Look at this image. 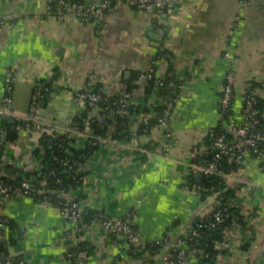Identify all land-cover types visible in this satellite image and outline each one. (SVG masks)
Returning <instances> with one entry per match:
<instances>
[{"label": "crops", "instance_id": "crops-1", "mask_svg": "<svg viewBox=\"0 0 264 264\" xmlns=\"http://www.w3.org/2000/svg\"><path fill=\"white\" fill-rule=\"evenodd\" d=\"M165 52L171 60L158 56ZM150 68L160 76L172 70L184 84L169 122L170 150L165 152L168 139L162 126H148L138 133L139 120L133 119L135 136L99 145L79 165L82 183L64 197L77 201L81 210H99L110 218L133 212L134 231L146 242H161L158 256L162 257L165 243L187 235L194 221L217 202L200 207L206 199L201 200L192 157L204 150L208 131L220 121L218 102L226 73L232 71L234 77L235 122L242 121V99L249 82L255 83L264 105V0H172L158 18L124 0L102 15L89 16L66 7L51 13L47 0H0V104L9 75L21 82L13 87L18 102L28 99V84L49 85L37 116L68 127L77 150L86 147L90 132L88 127H69L85 109L74 91L88 74L95 73L109 95L135 80L138 87L132 102L141 104L138 78ZM14 112L13 119L25 114L19 108ZM100 114L96 107L87 111L90 117ZM17 133V139L6 143L0 163L2 168L30 171L29 165L36 164L32 152L40 132L23 128ZM2 172L14 176L11 168ZM238 175L237 201L245 227L231 236L235 243L231 255L217 264H264V154H249ZM7 219L18 225L13 235L19 236L18 246L9 239L3 223ZM0 223V264H68L65 233L73 224L56 206L19 192L0 195ZM81 232L84 240L95 245L85 264H132L119 257L120 239L98 224L84 225Z\"/></svg>", "mask_w": 264, "mask_h": 264}, {"label": "trees", "instance_id": "trees-1", "mask_svg": "<svg viewBox=\"0 0 264 264\" xmlns=\"http://www.w3.org/2000/svg\"><path fill=\"white\" fill-rule=\"evenodd\" d=\"M71 3H76L77 5H84L85 3L82 0H68ZM118 0H109L107 7L104 9V13L108 12V10L115 5ZM127 1V0H124ZM56 0H53L50 3L51 13L58 12V10H64L65 6L62 8L55 5ZM88 5V4H85ZM84 5V6H85ZM137 8V6H134ZM161 56L167 60H170L167 55L170 53H160ZM158 58V57H157ZM156 74L147 80L144 89H143V103L134 104L132 102L133 96L130 99V103L126 106V109L121 114H116L114 118H110V111L114 109L112 106L110 109L106 110V102L99 101L96 103L85 102V109L81 110L78 114V117L72 122V128H79L80 130L88 127L91 130V134H93L92 138H89V141L84 149L77 150L74 145L72 138L67 134L61 133H51L42 130H38L34 127V124L31 121L26 122L25 120L12 119L9 120L7 118H3L0 120V128L2 131L6 132V141L0 142V158L1 155L5 153L6 143L9 141H13L18 137V129L16 126L22 125L26 129L29 130H37L40 132L38 137V145L34 148L32 155L33 160L37 162L39 167L36 170L30 171H22L20 169H14L10 166H4L3 168H11L14 174L13 177H9L3 173L2 162L0 163V180L4 185L10 186L12 191L20 188L21 182L23 179L29 178L31 179V191L25 196L41 202L43 198H47V202L53 206L59 205L61 208L65 206V200L59 199L50 192H46L49 190H59L63 192H68L70 190L76 189L81 183L82 180H79L80 177L84 176V172L74 173L73 171L63 172L64 167L61 164V161L68 160L69 163L79 164L84 162L86 157L95 152L99 148V144H93V140L97 137L107 138L111 135V139L115 141H127L134 137L136 132L132 131V121L133 119L139 120V131H142V128L152 127L156 123V119L153 117L148 118L147 124L142 122V120L146 117L148 113L153 109L156 112L157 116L161 113L162 105L160 104V99L169 94L172 95V91L167 89L166 85H157ZM55 80V79H54ZM135 80H130L126 82L128 90L133 92L135 88H137V84L134 82ZM249 88L255 87V83L249 82ZM155 85L157 88L155 89ZM13 86V85H12ZM46 86V85H45ZM47 90L42 92V98L46 99L48 93L50 91L49 85L46 86ZM222 87V86H221ZM248 88V89H249ZM49 90V91H48ZM13 91V88H12ZM48 91V92H47ZM157 95V99L155 100L153 105H148L146 103L151 95ZM221 95V91H220ZM119 94L112 95L110 100L113 97H118ZM220 97V96H219ZM234 100V92L231 100V105L226 109H220L218 107V111L220 113V121L219 123L211 128L214 130V134L219 135L221 133H225L227 138L231 137V133L228 130V123L230 118L233 115L232 103ZM243 100V99H242ZM257 108L261 111L264 109V105L262 100L257 98ZM243 102V101H242ZM92 107H96L99 112L102 114H106L105 117L100 119L99 117H90L87 115V111L92 109ZM234 121H236L234 119ZM14 127V130L12 129ZM264 127V121H262L259 128ZM110 130H112L110 132ZM209 136V135H208ZM205 137L204 141L207 145L208 149L201 153H194L192 157L193 164H205L211 161L214 158V151L209 146V142L207 141V137ZM264 149V145H262ZM264 154V150L262 151ZM255 156L254 154H252ZM227 170L237 169V166L234 164L227 165ZM24 171V172H23ZM23 173V174H22ZM22 175V177L20 176ZM75 175V177H74ZM190 182H193V176L191 175L189 178ZM227 185L224 183L221 177L218 175H209L204 176L202 179V183L200 186V197L201 200L207 199L213 193H218L217 202L213 207H225L226 214L223 216L222 221L219 223H215L213 225L209 224L212 221V217L209 218L212 208L210 207V211L207 212V215L204 218L198 217L191 228L193 230V234L188 233L187 235L181 236V242L178 244V248L184 250L185 254V263L186 264H217L218 259L228 257L231 255V250L229 247V240L225 236V230L233 223L235 218H239V223L245 227V221L243 215L240 213V205L237 201V197L239 196V190L229 188L226 191L223 189ZM241 187V186H240ZM14 194V192H11ZM229 203H226V201ZM218 202L220 205L217 206ZM102 213L99 210H91L84 209L80 211V215L82 220L80 222H75L78 226L90 225L92 224V220L98 216V214ZM103 214V213H102ZM104 215V214H103ZM105 216V215H104ZM208 218V219H207ZM4 225L8 228L9 239L14 245L18 246L17 240L19 236L13 237L14 233L19 231L18 225L13 220H6L3 222ZM72 222V224H75ZM82 232L79 233V235ZM115 237V236H114ZM114 239H117L115 237ZM67 247L65 249L64 256L67 259L68 264H85L87 258L94 250L95 245L84 239H76V240H67ZM121 242V240H120ZM122 244V242H121ZM118 245V243H117ZM174 245L169 249L168 254H174L173 250ZM242 248H246V245H242ZM122 246H120L119 257L125 258L127 261H130L132 264H157V260L160 259L159 255V245H148L146 250H140L138 247H131L127 252L126 250H122ZM81 251L86 252L85 258H80L79 253ZM148 256H152L151 258H146Z\"/></svg>", "mask_w": 264, "mask_h": 264}, {"label": "built area", "instance_id": "built-area-1", "mask_svg": "<svg viewBox=\"0 0 264 264\" xmlns=\"http://www.w3.org/2000/svg\"><path fill=\"white\" fill-rule=\"evenodd\" d=\"M49 4L53 0H47ZM109 0H93L92 3L88 5H77L76 3H71L68 0H56L55 5L62 8L65 6L67 9L74 8L80 16H89L92 14L102 15L104 9L107 7ZM127 2L131 5L137 6L138 9L143 10L147 13L152 14L155 18H158L165 10H168L172 5V0H127ZM169 59H172V56L167 55ZM163 58V57H161ZM158 60V59H157ZM154 76L153 68H150L147 71H142L139 75V85L140 92L143 94L144 86L147 80L151 79ZM157 85H166L167 89L171 90L172 95L169 94L160 99V104L162 105L161 113L157 116L156 112L153 109L146 115V117L142 120L145 124H147V120L150 117L156 119L155 125H160L164 128V135L168 139L165 142V152L170 150V146L172 145L169 140L172 139L171 130L169 127V122L173 114V110L175 108V104L179 95V92L182 91L184 84L181 82L182 80L172 71L167 70L165 75H155ZM16 81L14 76H8L6 91L2 98V102L0 104V120L6 118L8 115H15L14 109H12V101H13V83ZM36 86L33 89L29 108L27 113L23 114L22 117H19V120H25L26 122L31 121L34 124V127L38 130L51 132V133H61L67 134L71 136V130L68 127H61L54 123H49L42 121L38 118L39 112V101L42 98V92L47 90L41 83H35ZM155 85V89L157 88ZM249 84L244 88L243 95V106H242V121L240 124L234 121V118H230L228 130L231 133V137L227 138L225 133H221L219 135L214 134V130L210 129L207 133V141L209 142L210 148L214 151V158L205 164H193L194 170H202L204 176L209 175H218L222 178L224 183L233 189L239 190L240 188V179H239V169L240 166L245 162L246 158L249 154H254L256 157H260L262 155V151L264 150L262 145H264V127L259 128L262 121H264L263 111L257 108V87L249 88ZM221 95L218 102V107L221 109H226L231 105V100L234 92V77L233 72L228 71L226 73L224 82L221 87ZM118 97H113L110 100L109 95L105 92L102 85L99 84L97 76L95 73L91 72L85 79V82L81 86V88L76 89L74 91L75 99L79 103H96L99 101L106 102L105 109L108 110L112 106L114 109L110 111L116 114H121L126 109V106L130 103V99L132 97V92L128 90L127 84H122L121 88L118 92ZM157 95L154 93L150 97V101L148 105H153L155 100L157 99ZM220 114V113H219ZM106 116V114H102L99 118L102 119ZM134 121V120H133ZM132 121V122H133ZM18 130L25 128L22 125L16 126ZM3 129L0 128V142ZM143 131H146V128H142ZM73 131V130H72ZM90 136L91 130L89 129ZM135 136V135H134ZM105 140H113L111 139V135L107 138L97 137L93 140V144L101 145ZM90 142V141H89ZM204 150L208 149L207 145H203ZM139 150L141 152H146L144 147H140ZM202 151V152H203ZM35 161V160H34ZM35 165H29V170H36L39 165L35 161ZM62 166L64 167L63 172L73 171L74 173L80 172L79 164L69 163L68 160L61 161ZM234 164L237 166V169L227 170V165ZM75 177V175H74ZM84 176L80 177L79 180L83 181ZM31 179L26 178L21 182L20 188L12 191L10 186L4 185L0 180V195H10L11 192H19L24 195L28 194L31 191ZM46 192H50L55 194V196L59 199L65 200V206L61 208L59 205L56 207L60 210V213L66 222H80L82 220L80 215V206L79 203L75 200H68L64 197L65 193L59 190H49ZM219 198V197H218ZM217 198V199H218ZM216 199V200H217ZM43 203L49 204L47 202V198H43L41 201ZM226 203H229L227 200ZM51 205V204H50ZM220 205L218 202L217 206ZM216 207V206H215ZM213 207L209 218L212 217V221L209 224L213 225L215 223H219L222 221L223 216L226 214L225 207ZM241 213V212H240ZM132 215L133 212L129 211L123 218H110L104 216L102 213L98 214L96 218L92 220V224H98L107 234L111 236H115L122 242V250H126V252L131 247H138L140 250H146L148 245H160L161 242L157 241L155 243L146 242L137 233L134 231L132 227ZM206 215L201 216L204 218ZM244 216V215H243ZM206 218V217H205ZM204 218V219H205ZM208 219V218H207ZM246 222V219H244ZM1 225V223H0ZM83 226L73 225L71 229H69L65 233V237L67 240H76L83 239L81 232ZM244 229V226L239 223V218H235L233 223L225 230V236L229 240V247L232 248L235 246L232 242L231 237L233 234H237L241 230ZM193 230L189 233L193 234ZM181 242V239L178 240L177 244L173 247L175 251L174 254L165 253L164 256L160 257L157 264H186L185 263V254L184 250L178 248V244ZM80 258H85L86 252L81 251L79 253Z\"/></svg>", "mask_w": 264, "mask_h": 264}, {"label": "water", "instance_id": "water-1", "mask_svg": "<svg viewBox=\"0 0 264 264\" xmlns=\"http://www.w3.org/2000/svg\"><path fill=\"white\" fill-rule=\"evenodd\" d=\"M20 83H21V82H19V81H15V82L13 83V87L19 85ZM28 85H29V87H30V93H29L28 99H27L26 101H24V102H23V101H22V102H18V100H16V99L14 98V96H13L12 109L19 108V109H21L24 113H27L28 108H29V104H30V100H31V96H32V92H33V89H34V87L36 86V84H34V83H30V84H28ZM45 103H46L45 100H41V101H40L39 104H40L41 108H43V106H44ZM113 114H114V113L111 112L110 115L112 116ZM13 118H14L13 115H8V116H7V119H9V120H12ZM13 129H14V127H13ZM1 140H2L3 142L6 141V132H3V133H2ZM203 177H204L203 171H202V170H197V171H196V174H195V181H196L197 183L201 184V183H202V179H203ZM227 189H228V187H225L223 190L226 191ZM217 198H218V193H213L211 196H209V197H208V198H207V199H206V200L200 205V207H204V206H206L207 204H210L212 201L216 200ZM195 218H197V214L195 215V217L193 218V220H194ZM180 238H181L180 236H177L176 238H172V239H170L168 242H166L165 245H164V247L161 249V251H162L161 256H164V254H165V250H169V249L172 247V245H176L177 242H178V240H179ZM4 256H5V254H2V255H1V258H4Z\"/></svg>", "mask_w": 264, "mask_h": 264}]
</instances>
